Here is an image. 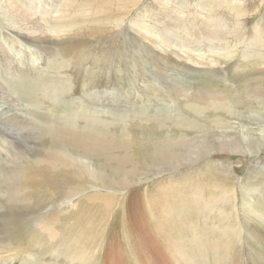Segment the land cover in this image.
<instances>
[{"label":"rangeland","instance_id":"rangeland-1","mask_svg":"<svg viewBox=\"0 0 264 264\" xmlns=\"http://www.w3.org/2000/svg\"><path fill=\"white\" fill-rule=\"evenodd\" d=\"M29 1L31 0H24V4L26 5ZM244 1L245 13L240 17H236L225 4L217 6L212 14L218 18L224 17L223 22L228 24L230 30L241 27L240 30L237 29V32H232L228 36L232 50L230 47H224L232 51L231 58L220 54H216V57L214 54H208L209 51L204 49L206 46L199 48V51L202 50L203 52L200 55H195L193 48H191L193 45L191 47L187 46L185 50H179L184 53L185 57L183 59L189 60L188 64L194 65L200 72L201 70H217V72L226 76L225 79L222 78V82L211 79L209 87L213 91H218L222 86L231 89L234 93L229 97L230 102L246 105V109L244 107L239 109L241 117L244 118L246 115L259 120L244 122L241 118L234 119L231 114L219 113L218 115L223 119H232L234 125L236 123L242 124L245 128L243 129L244 134L248 135L247 132L250 131L256 138L264 141V88H262L264 81L258 79V73L264 71V44L258 43L259 45L254 44V46L251 44V47L247 45V42H244L247 41L256 28L258 32L262 31L264 35V0ZM12 2L26 11L27 18L11 15L9 12L10 17L5 12V8L9 3L8 0H0V114L4 111L21 114L20 117L24 123L21 126L7 125L5 119H0V210L7 209L11 215V217L6 216L5 218V220L11 221L10 226L3 220V217L0 218V240H6L5 242L13 249L22 250L28 247L29 238L36 229L35 224L32 222L34 220L32 215L41 217L45 213L53 212L55 213L54 217L61 216L62 224L57 220L50 221L46 224L44 231L56 229L59 233L65 234L71 230L72 233L79 234L80 231L85 230L91 238L88 242V246H91V255L102 245L98 255L99 258L96 259V256H93L94 261L92 264H106L110 258H113V256H107L106 246L108 247L111 243V239L116 238H120L117 241L121 242V250L124 252V254L117 253L116 257L118 260L121 259L122 264H264V221L260 223L259 218L250 217L246 213L245 209L247 207H244L242 201L247 199L246 203H254L253 206L256 209L264 211V165L260 166L256 178L246 182L251 174L254 161L257 159L259 162L264 160V151L256 157L217 154L202 160V163L180 167V169L164 174L160 178L154 179L150 175L152 177L150 182L137 183L134 186H130V184L128 187L122 186L121 188L106 180L107 177H113V172L99 175L101 171L99 168L101 165L100 160L81 158L66 146H62L63 151L58 152L60 156L58 161L68 164L73 170H65L59 173L53 166H49L48 169L35 165L37 161L43 162L48 156L49 143L44 138L45 134L51 130V124L48 121L61 114L65 117L67 111L78 116L79 128L85 124L87 119L110 122L111 119H114L115 113H128L130 118H135L137 115L148 116L154 114L160 116L172 114L174 116L175 113L182 112L184 109L181 104L170 100L172 97L179 98L178 94L171 92L174 88L172 85H175L177 80H180L183 86L187 84L198 85L202 80V74L183 73L164 62L162 65L154 56H150L147 50L140 49L142 46L140 47L138 43L133 41L131 36L137 35L136 29L141 30L136 25L138 21L154 28L153 37H157V39L163 40L169 46L173 45L175 48L177 47L176 39L182 40L180 38H184L186 29L193 24L194 18L190 14L197 15L200 22L208 21L209 15L196 12L195 2H192V0H186L181 8L168 5L164 0H140L134 8L123 11L119 9L124 4L123 0H64L63 10L57 7L55 12H52L54 7L46 0L45 5L51 11L49 14L51 18L49 17L44 21L40 18L39 12L33 13L32 11L40 9L34 8L38 7L36 3L32 4V9H27L20 0H12ZM65 2L67 4L69 2V5H66ZM177 3H179V0ZM87 4L90 7L87 10L90 14V20L92 18H106L110 20V25L107 26L105 34L75 42L70 46L72 54L67 57V62L69 61L72 65L67 69L57 70L56 66L53 65L60 60H54V57H50L47 51H40L36 46L15 35L17 32L27 35L35 33L52 34L51 26L47 27L50 19L56 23L57 17H60V15H73L80 6ZM65 8L68 9V12L65 11ZM42 11L44 14V10ZM178 13H182V16L185 15L186 17L179 18ZM201 18L204 19L201 20ZM179 19H182L179 21L181 23L178 22ZM117 20H119V23H117ZM62 21H67V19ZM168 25H178L179 28L178 30L173 28L170 31L167 28ZM188 25L189 27H187ZM70 32L68 30L63 35L66 34L65 37H68V35L73 34L72 31ZM197 39L198 37L195 36L194 42ZM218 45L220 44L218 43ZM202 54L205 55L202 58L199 57ZM257 55L259 57H256ZM58 79H60L59 82ZM67 80H71L73 83L71 92H67L65 89ZM52 81L54 91L59 90L52 96H48L47 92H43L45 93L43 94L40 91L42 83L48 84ZM242 83L252 86L248 90V96L243 97L241 95L244 85ZM59 86L64 89L59 88ZM257 87L260 88V94L254 93L255 91L252 90ZM237 90L239 91L236 92ZM34 99H36L37 104L32 101ZM119 109L121 110L119 111ZM159 110H163L164 115L158 112ZM146 112L147 114H145ZM185 115L197 117L193 112H187ZM30 120L33 122H30ZM149 129H151V126L144 127V130L148 131L143 133L142 129L131 127L130 133L136 140L142 142L144 137L154 133ZM157 132L163 134L165 130H157ZM178 137H180V134L174 136L176 139ZM18 146L22 153L18 150ZM7 150L12 156H8V159L5 152ZM138 155L142 158L139 152ZM50 158L53 163L55 157L51 156ZM26 159L27 161H25ZM140 163L138 160L135 166ZM166 169L171 170V168ZM132 181H134V178H132ZM103 184H105L104 188L102 187ZM225 185L228 187H225ZM228 188L232 189L229 191ZM105 189H108L111 193L107 194L108 192H105ZM199 190L202 192L201 204L205 213L200 215L191 210L183 211L188 209L194 201L187 203L185 198H192L191 193ZM203 190L205 191L203 192ZM226 190L229 194L226 193ZM133 193L134 195L129 202L132 207V212H130L125 197ZM15 194L18 197H24L27 194L24 198L34 202V208L31 211L29 209L11 210L6 200L7 196ZM87 194L90 196V200L84 201ZM105 195H107V198L104 197ZM111 195L115 196L110 198ZM249 197L252 200H249ZM230 200L233 202L232 204ZM169 201L173 202L175 206H179L180 212L170 216H172L173 221H176L174 226L182 231L181 236L174 233L172 241L171 238L165 236L169 235L168 231L170 229L168 228L167 231L165 229L166 234H161L157 223V220L160 221L164 214L160 208ZM149 203L157 207L158 210L152 211L150 205H148ZM234 204L236 205L234 206ZM81 210L85 211L82 217L80 216ZM22 212L24 215L18 216V213ZM30 212H32V215H30ZM0 213H3V211H0ZM126 220L131 223V227L129 224H127V227ZM236 223L239 230L240 228L243 229L241 238L235 239L232 237L230 239L232 241L227 244L229 248L223 247L225 249L220 254L207 250L208 247H201L203 254L201 257L200 253L191 249L192 239L195 236L198 239L209 234L210 241H213L217 234L220 236V233L224 232L222 230L224 226ZM79 224H81L82 229H80ZM130 228L135 229V235H132L131 238L128 234ZM203 228L204 230H202ZM199 230L201 234H199ZM214 230H218V233ZM225 230H228V228ZM146 231L147 239H153L152 243L154 242L155 248H150L151 254L148 259L145 255L149 249L148 244L144 247L148 249L139 252L135 249L139 256H137L138 261L137 259L135 261L136 256L134 258L130 254L131 248L134 247L133 241L142 237L146 240ZM251 238L253 239L251 240ZM168 240L171 241L170 243L175 241L173 243L175 245L170 247L174 250L166 245L165 242ZM158 243L161 245L160 251L157 250ZM35 248L31 251L39 255V250ZM173 251H175L174 255H171ZM179 251L186 257L185 260L187 259V261L177 256L176 252L179 253ZM7 255L9 254L7 253ZM40 259L52 264H69L64 258H57L56 256L40 255ZM0 260L3 261L1 257Z\"/></svg>","mask_w":264,"mask_h":264},{"label":"bare ground","instance_id":"bare-ground-1","mask_svg":"<svg viewBox=\"0 0 264 264\" xmlns=\"http://www.w3.org/2000/svg\"><path fill=\"white\" fill-rule=\"evenodd\" d=\"M20 1L27 9H32L33 8L32 4L36 3L38 7H34V8L35 9L40 8L41 10L40 9L37 11L32 10L33 13L39 12L40 18L44 21L47 20V18L49 19L50 17L49 14L51 13V11L46 8V5H45L46 0H31L27 2L26 5L24 4V0H20ZM48 1L54 7L52 12L53 11L55 12V9H57V7H60V10H63L62 5L64 3V0H48ZM139 1L140 0H123L124 4L119 9L120 10L122 9L123 11V10H129L130 8H134V6H136V4H138ZM8 2L9 3L7 4L5 8L6 14H8L10 17L11 15H17V16H23L24 18H27L25 10L17 6L14 2H12V0H8ZM164 2H167L168 5H175L177 8H181L182 6H184L186 0H179V3H177L178 0H173L174 4L172 0H164ZM192 2H195L194 6L197 9L196 12H199L200 14H203V15H207V14L209 15L207 18L208 21L200 22L198 19L199 17L197 15H195L194 13L190 14L194 18L192 22L193 24L190 27L188 25L187 27L189 28L186 27L187 29H186L184 38H180L182 40L179 41V39H176L177 47L174 48L173 45L169 46V44H167L163 40H159L157 39V37L156 38L153 37L152 32L154 28L151 26L148 27V25H145L138 21L136 25L141 30L136 29L137 35L131 36L133 41L138 43L140 47L141 46L143 47V48L141 47L140 49L147 50L150 56L151 55L154 56L157 59V61H159V63L162 64L164 62L168 65L170 64L171 66L174 67L175 70H178L183 73L191 72V73L202 74L203 76L202 80L198 85L197 84L196 85L187 84L183 86V83L180 82V80H177V81L175 80L176 81L175 85H172V87L174 88L172 89L173 91L171 92L174 94H178L181 101L177 97L176 98L172 97L170 100L176 102L177 104H181L184 110L182 112L179 111L178 114L175 113L174 116L172 114L165 115V116L154 114V115H148V116L137 115L135 116V118H130L128 113H115L116 115L113 117L114 119L113 120L111 119L110 122L99 120V119H87L85 120V124L82 125L80 128L78 127V124H79L78 116L76 114H72L67 111L66 112L67 115L65 117H63L61 114L60 116L54 117L52 120L48 121L51 124L50 125L51 130L47 132L44 136V138L47 139V143H49L48 156L45 158L43 162L37 161L35 163L36 166L44 167L48 169H49V166H53L54 169L59 173L65 170H69V171L73 170V168L69 166L68 164L58 161L60 160V156L58 155V152L63 151L61 149L62 146H66L71 152L77 153L78 156L81 158H86L87 160H92V159L100 160L101 165L99 168L101 171L99 175L102 176L107 173H110V171L113 172L114 174V175L112 174L113 177L112 178L107 177L106 180L110 181L111 184H114L116 187L121 188L122 186L128 187L130 184H131L130 186H134L137 183L143 184L148 181L150 182L152 179L150 175H152L154 179L160 178V176L170 173L172 171H176L180 169V167L191 166V165L197 164L201 162L202 160L211 158L217 154L225 153V154H232V155L233 154L240 155L241 157L242 156L243 157H248V156L256 157L264 151V141H261L259 138H256L254 134H252V132L250 131L247 132L248 135L244 134L243 129L245 128L242 124L241 126L239 125V123L235 122L236 125H234V123L232 122V119H229V118L223 119V117L218 115L219 113H224L225 115L231 114L233 115L234 119L238 120L239 118H241L244 122L245 121L246 122H251V121L256 122L259 120L255 117H252V118L247 117L246 115L244 118L241 117L240 115L241 112H239V109L243 107L245 108L246 105H243L241 103L230 102L229 97L234 93V91L232 92L231 89L222 86L221 88H219L218 91H213L211 87H209L211 79L216 80L217 82H222V78L225 79L226 76H223L221 73L217 72V70H214V71L213 70L211 71L201 70L200 72L194 65L191 66V64L190 65L188 64L189 60L186 61L183 59V57H185L183 55L184 53L179 50V49L185 50L187 46L191 47V45H193V47L191 48H193L195 55H200V53H203V52L202 50L199 51V48L206 46V48L204 49L206 51H209L208 54H214V56L216 54H220V55H224V57L231 58L230 54L232 53L231 51L232 47H230L228 36L231 35L232 32L233 33L235 31L237 32V29L240 30L241 27H238L237 29L235 27L231 29L232 30L231 31L228 28V24L223 22L224 17L218 18L212 14L217 8V6L221 4H225L226 6L230 8L231 12L234 13L236 17H240L244 15L245 13V9H244L245 1L244 0H192ZM66 5H69V2L68 4L66 3ZM88 8H90L88 4L82 5L78 8V11L73 15H69V14L60 15V17H57L56 23L52 22L50 19V22L48 21L49 23L47 24V27L51 26L50 27V30L52 31L51 33L55 35L45 34V33H42V34L35 33V34L27 35V34H23L20 32L15 33V35L17 37L23 38L24 41L36 46L37 49H39L40 51H43V52L47 51L50 57L52 58L54 57V60L56 61L60 60L58 63L53 65L54 67L56 66L57 70H61L65 68L67 69V67H70V65H72L69 63V61L67 62V57L72 54L70 46L75 42L85 41V40H88L89 38H92V37L95 38V37H98L99 35L105 34L107 32V26L110 25V20L106 18L105 19H99V18L93 19L92 18L90 20L89 18L90 14L87 11ZM65 9L64 10L68 12V9L67 8ZM42 10H44V14L42 13L43 12ZM9 12L11 13V15L9 14ZM178 14H179V18L186 17L185 15L182 16V13H178ZM69 17H71V19H69ZM63 19H67V21L61 22V20ZM202 19L204 18H201V20ZM181 20L182 19H179L178 22ZM117 23H119V20H117ZM178 25L176 26L168 25L167 28L170 31L173 28L178 30L179 28L177 27ZM133 27L136 28L135 26ZM68 30L69 32L72 31L73 34L68 35V37H65L66 34L65 35L63 34L67 32ZM255 30L253 33H251L247 41H244V42H247V45L251 46V44H253L254 46V44L259 45L258 43L264 44V40H263L264 35L262 34V31L258 32L257 28ZM195 36L198 37L196 42H194ZM140 37L141 39H139ZM218 43L220 45H218ZM224 47H227V48L230 47L231 50L225 49ZM188 55L191 56V54L189 53ZM203 55L205 54H202L199 57L202 58ZM217 56L219 57V55ZM256 57H259V56L257 55ZM70 60H72V58H70ZM66 62H67V65H66ZM237 71H240V70H237ZM258 75H259L258 79L264 81V71L259 72ZM53 81L48 84L42 83L40 91L42 93L47 92L48 96L55 95V92H57L59 89H57V91H54V89L52 88ZM59 81L60 79H58V82ZM69 83L72 85H70ZM242 84L244 85L241 91V95L243 97L248 96L249 94L248 90L251 89L252 86L249 84H245V83H242ZM72 87H73L72 81L67 80L66 88H65L66 91L71 92L73 89ZM59 88L61 87L59 86ZM262 88H264V86ZM61 89H64V88H61ZM239 89H240V86H239ZM252 90L255 91L254 93L260 92L259 87L254 88ZM238 91L239 90H237L236 92ZM99 94L101 95V93ZM32 101L36 103V99ZM112 108H115V107H112ZM112 110H115V109H112ZM120 110L121 109H119V111ZM162 111L159 110L158 112H161L163 114ZM187 112H193L195 115H197V117L185 115V113ZM145 114H147V112ZM20 116L21 114H17L11 111L9 112L4 111L2 114H0V119H5L7 125L15 124V125L21 126L24 123V121L21 119ZM30 122H33V121L30 120ZM148 126H151V129L149 130L153 131L154 133H151L148 136L144 137L142 139V142L141 140L140 141L136 140L130 133L131 127L136 128V129H142L144 133V131H148V130H144V127H148ZM157 130H161V131L165 130V132L161 134V133H158ZM178 134H180V137H178L177 139L174 138V136ZM18 150L20 151V153H22L19 146H18ZM5 152L7 153L6 158L8 159V156H11V154L8 150ZM138 152L142 156V158H140V156L138 155ZM51 156L55 157V161L53 163L51 162V158H50ZM138 160L141 163L138 164V166H135ZM25 161H27V159ZM253 165L254 166L251 169V174L246 179V182H249L253 180L254 178H256V175L259 172L260 166L264 165V160L259 162L257 159L254 161ZM166 168H171V170H167ZM155 172H157V174H155ZM132 178H134V181H132ZM102 187L104 188L105 184H103ZM225 187H228V186L225 185ZM231 189L228 188L229 191ZM25 191H29V190H25ZM97 191H100V190H97ZM204 191L205 190H203V192ZM105 192H108L107 194L111 193L108 191V189L107 190L105 189ZM226 193L229 194L227 190H226ZM27 194L25 196H27ZM201 194L202 192L199 190V191H196L195 193H191V195L193 196L192 198H189V199L185 198V201H187V203L192 202L193 200L194 201L192 202V205L188 207V209L186 210L184 209L183 211L187 212V210H191L194 213L197 212L198 214L203 215L205 212L201 204V201H202ZM133 195L134 193L125 197L127 201V208L130 212H132V207L129 205V202ZM114 196L115 195H111L110 198ZM24 197H18L16 194L9 195L7 196L6 201L9 207L11 208V210L29 209L31 211V209L34 208V204H33L34 202H32L30 199L29 200L25 199ZM104 197L107 198V195H105ZM87 200H90V196L88 194L85 196L84 201H87ZM249 200H252V199L250 198ZM242 201L244 203V207H247L245 211L246 213H248L250 217L252 216L254 218L255 217L259 218L260 223L261 221H264V211L256 209L253 206L254 203L252 204L246 203L247 199L242 200ZM230 202L231 204L233 203L231 200ZM148 205H150V203ZM235 205L236 204H234V206ZM178 207H179L178 205L175 206V204L170 201L169 203L162 206L161 208L159 207L160 210L164 212V214H163V217L160 215L162 217L160 221L157 220L158 229L160 230L161 234L163 233L166 234V231L169 228L170 229L168 231L169 235H165V236H168L169 239L171 238L170 239L171 241L173 239L172 236L174 235V233H178L177 235H180V236L182 234V231L178 230L174 226L176 224L175 223L176 221H173L172 219V216L180 212ZM150 209L152 211L158 210L157 207L152 206V205H150ZM0 211H3V213H0V218L3 217V220L8 224V226H10L11 221L5 220L6 216L11 217L9 212L7 211V209L0 210ZM158 212L160 213V211ZM158 212H157V215H158ZM84 214H85V211L81 210L80 216L82 217ZM23 215H24L23 212L18 213V216H23ZM30 215H32V212H30ZM32 216H34L33 217L34 220L32 222L35 224L36 229L33 235L29 238L28 247L23 248L22 250L15 249V248L13 249L11 248L12 246H9V244L5 242L6 240L1 239L0 240V254H1L0 257L2 258L3 261L0 260V264H52L51 262H45L41 260L40 255H43V256L48 255V256H56L57 258L58 257L64 258L65 261L69 264H92L94 261L93 256H96L95 257L96 259L99 258L98 255H99L100 250L102 249L101 247L102 245L99 246V249H97L96 251H94V253H92L93 255H91V246H88V242L91 240V238L88 236V233L85 230L80 231V232L78 231L79 232V234L77 233L78 235L72 233L71 230L67 231V233L65 234L59 233L56 229H47L46 231H44L46 224L50 223V221L57 220L61 222L62 224L61 216L57 215L56 217H54L55 213L53 212L45 213L41 217H38V215H32ZM178 218L180 219V217ZM174 219L176 218L174 217ZM217 219H218V216H217ZM19 221L21 222L22 220H19ZM196 221H197V218H196ZM126 222H127L126 225L129 224V226L131 227V223H129V221L127 220ZM147 222L149 223L150 221H147ZM229 224L227 226H224L223 228L221 227L222 230H224V232L220 233V236L217 234L213 241H210L211 238H209V234L208 235L205 234L207 236L205 237L203 236V238L199 237L198 239H197V236H195L192 239L193 245L191 249H193L195 252L200 253L201 257L203 255L201 252L202 248H207V247L210 248V249L207 248V250H210L215 254H218V253L220 254L223 249H225L226 247L229 248V245L227 244L232 241L230 240L232 237L235 239H239V237L241 238V232L243 231V229L240 228L239 230L237 223L233 225H229ZM80 225L81 224H79V226ZM204 228L202 230H204ZM227 228L228 230H225ZM80 229H82L81 226H80ZM206 229L208 230L207 227ZM194 231H196V229H194ZM214 231L217 232L218 230H214ZM128 234H129V237L131 238L132 235H135V229L130 228V231ZM199 234H201V231ZM145 236H146V240L142 237V238H137L133 241L134 247L131 248L130 254L134 258L136 256L135 261L138 256L137 253L135 252V249H137L139 252L140 250L149 248L145 254L148 259L151 254L150 248H153V249L155 248L154 242L152 243L153 239L151 238L147 239V231L145 232ZM119 239L120 238L111 239L110 241L111 243H109L108 247L106 246L107 256H113V258H110L106 264H122L123 263L121 259L118 260L116 258L117 253L124 254V252L121 250V242L117 241ZM252 239L253 238H251V240ZM168 242L169 240L166 241L165 243L166 245H168L169 248L175 245L173 244L175 241L173 243H170V242L168 243ZM146 244L149 245V247L147 246L148 248H144ZM34 247H36L35 249L39 250L40 252L39 255L31 251ZM170 249L174 250L173 248H170ZM157 250L159 251L161 250V245L159 243H158ZM175 251H173L171 255H174ZM7 253L9 255H7ZM176 254L181 259L185 260L186 257H184L180 253V251L179 253L176 252ZM125 256H126V253H125ZM185 261H187V259Z\"/></svg>","mask_w":264,"mask_h":264}]
</instances>
